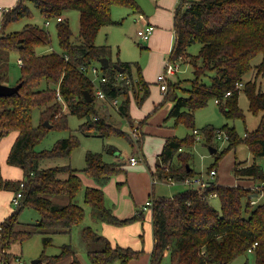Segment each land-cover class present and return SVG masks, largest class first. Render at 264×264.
I'll return each mask as SVG.
<instances>
[{
    "label": "trees",
    "instance_id": "1",
    "mask_svg": "<svg viewBox=\"0 0 264 264\" xmlns=\"http://www.w3.org/2000/svg\"><path fill=\"white\" fill-rule=\"evenodd\" d=\"M30 1L45 18L61 17L56 24L60 50L43 51L51 40L50 35L35 24L0 34V60L8 57L11 51H17L22 60L21 75L16 82L21 81V87L15 93L0 95V140L17 132L7 161L23 169L21 179H5L0 166V189L14 193L24 181L20 188L21 202L0 222V264H15L10 261L17 257L9 250L13 242L27 239L38 231L46 234L43 243L47 246L52 243V233L71 232L74 227L80 228L92 264H112L115 261L128 264L141 250L113 245L109 238L85 223V209L75 201L83 188L79 169L70 163L46 166L41 162L44 158L69 156L80 145L77 136L63 137L50 148L37 149L36 145L51 128H68L70 114L83 119L78 129L86 135H121L131 139L128 132L99 114L94 84L81 66L93 63L101 66L106 76L101 87L109 98H122L120 112L130 119L131 92L138 98V90H142L139 98L142 102L149 95L148 84L139 72L137 62L113 61L110 44L96 43V36L103 25L121 22L113 19V6H124L131 12L141 11V6L137 0ZM69 8L79 10L80 31L76 37L63 17V12ZM26 14H30V6L26 0H19L3 12L0 32L6 23ZM174 31L176 39L171 57L182 55L183 62L191 63V87L188 95H179V82H169L164 99L156 108L165 101H173L169 116L174 117L175 123L183 121L194 130L198 129L194 126L196 109L206 105L211 98H220L219 104L227 118H244L239 106V95L243 90L248 97L249 109L254 113L262 112L260 123L254 131L246 132L245 137L238 134L234 125L225 123L220 127L227 134L228 144L221 152H215L216 159L207 172L217 168L219 158L228 150L245 141L254 160L251 163L235 161L234 174L237 179L264 182V162L258 159L264 158V89L258 81L259 76L264 80V0H180L175 8ZM195 42L200 43V48L193 54L188 48ZM258 54H262V59L253 63ZM104 56L110 59L109 71H105L100 63ZM114 63L123 66L124 70H117ZM133 65H137V78L133 74ZM248 72L252 77L244 81ZM3 80L4 75L0 74V81ZM240 82L242 86L237 85ZM57 87L65 108L57 98ZM85 90L91 92V101L85 100ZM227 91L230 94H226ZM35 108L40 109L38 125L32 120ZM46 120L50 126L45 124ZM216 129L213 125L202 128L210 146L214 145ZM142 137L137 139L139 146ZM196 140L194 132L184 137H168L160 154L161 161L156 163L154 178L171 182L193 178L196 171L191 164V151ZM104 148L115 150V146L109 143H104ZM120 164L106 161L102 152L87 150L85 165L81 168L97 183L84 189V200L90 205L91 216L116 225L141 220L145 216V205L132 216L121 218L106 204L103 187L119 170ZM252 191L242 184H222L215 179L203 188L190 185L172 196L154 195L152 205L146 206L152 210L154 233L150 264H163L166 256L170 264H227L238 255L249 252L254 241L257 244L252 253L256 264H264V200L253 202L257 198L250 195ZM211 193L220 198V209L210 203ZM26 205L40 215L33 229L17 228L19 214ZM66 255L73 256L68 264H84L71 243L63 244L59 254L43 252L37 264H51Z\"/></svg>",
    "mask_w": 264,
    "mask_h": 264
},
{
    "label": "rangeland",
    "instance_id": "2",
    "mask_svg": "<svg viewBox=\"0 0 264 264\" xmlns=\"http://www.w3.org/2000/svg\"><path fill=\"white\" fill-rule=\"evenodd\" d=\"M148 1V0H147ZM26 3L30 6V14H26L21 16L18 19H14L5 24L3 28V32L0 34H9L14 31L22 30L27 24H35L44 29H46L50 35V42L45 47L43 51L48 50H60L58 44L57 37V18H45L40 12L39 8L30 0H26ZM154 0L148 1V8H150L149 4H154ZM1 9V7H0ZM132 12L129 8L124 6H118V8L113 10V17L117 19H121L122 22L120 24H110L102 26L98 34L96 36V43L98 44H110L111 46V58L113 61L121 60V61H138L140 63L141 60L146 62H151L153 59L152 54L148 53V49H146L145 41H143L140 37H138L135 33L138 28V23L136 24L134 21L133 15L128 14ZM79 10L76 8H69L63 12V17L66 18L70 24V27L73 32V37L79 35L80 31V20H79ZM47 20L50 21L47 24ZM2 21L0 20V30L2 27ZM200 43L195 42L189 48V52L195 54L199 51ZM155 53H153L154 55ZM143 58V59H142ZM19 57L17 51H11L4 60H0V74L4 75L3 82L6 84H16L17 80L21 75V66L19 64ZM262 59V54H258L254 57L253 63H258ZM185 64V63H184ZM105 71H109L110 69L105 68ZM138 76V70H136V66L133 65V74ZM255 73V72H254ZM183 87H186V91L183 89L179 90L181 95L189 94L188 89L191 87L190 78L193 77L192 69L189 68L186 73L179 74ZM252 77L251 72H248L243 80H249ZM262 76L258 77L259 85L264 89V80ZM42 85H45L43 82ZM151 93L144 99L143 104L137 102V108L141 109L140 112L143 114H148L145 116L148 120L156 117L157 111L159 107L155 109V105L150 108L146 106L149 105L152 98H155L160 91L155 89L156 84L152 82L151 84ZM242 86V85H241ZM139 94L142 96V90H138ZM133 94V93H132ZM150 97V98H149ZM134 98V97H133ZM132 98V99H133ZM136 101V98H134ZM239 106L243 110L245 117L244 118H227L221 105L215 101V98H211L208 103L204 106H201L196 109L195 117H194V126L198 128L199 132L196 135L198 138L192 148L191 151V164L196 171V176L194 177H209V172H207L208 167L211 163L216 159L215 152H221L224 147L227 146L228 140H219L217 138L214 139V145H216V151L211 152L210 144L206 142L205 133L202 130L203 127L207 125H213L216 128L222 127L225 123L230 125H234L238 134L241 137H245L246 132L254 131L261 120L262 112L254 113L249 109V101L246 93L242 90L239 95ZM100 106V110H101ZM146 110L144 112V110ZM110 120L109 122L118 126L121 129L130 130V125L126 116L122 115L117 109L113 106L110 108ZM100 114V111H99ZM143 116H137V122L142 120ZM144 117V118H145ZM33 124L38 125L40 123V109L35 108L33 110ZM83 121L82 118L75 114H70L68 116V128H51L45 137L36 145L37 149L42 148H50L52 147L59 139L63 137H67L71 134L76 135L80 141V145L72 150L71 154L66 157H49L44 158L41 162L46 166L55 165V164H63L70 163L73 167L78 168V174L81 176L83 180V188L76 195L75 201L81 204L85 209V223L92 224L93 220L90 217V205L84 200V189L87 185L85 182L86 178H89L93 185H97L94 178L88 176L81 168L85 165V154L87 150L98 151L103 153V158L107 161H112L113 157L126 159L127 155L131 154L134 150V147H137L136 140L130 139L121 135H110V136H98V135H86L78 129L79 124ZM160 123V122H159ZM159 123L152 126V132L148 133L152 138L151 148L155 146V143L158 141V134L154 133L156 131ZM142 124V129L145 130V125ZM175 136L184 137L188 134H192L193 127L187 126L186 123L180 121L175 123L173 118H169L165 123ZM217 130V129H216ZM145 134V133H144ZM147 135V134H146ZM104 143H109L118 148L115 152L107 151L104 148ZM143 143V141H142ZM120 150L119 154H116L117 151ZM1 154V153H0ZM138 154V153H137ZM2 159V158H1ZM262 162H264V158H258ZM121 160V159H119ZM254 160V156L249 146L245 141L238 143L235 147L228 150L224 155H222L218 163L216 165L218 170L219 177L226 181L227 184L241 182L242 179H237L233 167L235 161H243L245 163H251ZM1 164V162H0ZM3 169L6 170V161L2 159ZM7 171V170H6ZM119 174V175H118ZM126 174V170H118L112 177V180L116 182L119 177ZM217 179V177L215 178ZM85 180V181H84ZM110 181L107 183L109 184ZM242 185L250 188L255 192V190L251 187L255 182L251 180L242 181ZM190 185H187L183 182H171V181H157L156 182V193L157 195H165L172 196L177 192L184 191L188 189ZM121 189V188H120ZM119 189V190H120ZM1 190V189H0ZM1 190L0 192L4 195L8 192ZM262 193L258 192V195L254 196L257 198V201L264 200V187L261 188ZM10 191V190H7ZM252 191V192H253ZM252 195V194H250ZM263 195V196H262ZM60 197V196H59ZM260 197V198H259ZM56 198V197H55ZM58 201H61L59 198H56ZM210 203L217 209L221 207V200L217 196H211L209 198ZM14 209L15 206H12ZM40 215L36 209L33 207L26 205L22 208L19 214V222L17 224V228L19 229H33L34 224L39 221ZM46 235L41 232H35L31 237L24 240H17L13 242L9 248L12 255H19L26 263H31L34 259H40L43 252L47 255L59 254L62 250V245L65 243H71L75 249V254L84 264H92L87 256V246L80 235V228L74 227L71 232H56L52 233L51 236L53 238L52 243L44 246L43 236ZM72 255H66L59 260L51 263V264H68ZM12 263L13 259L10 260ZM247 261V264H256L255 256L252 252H246L244 254L238 255L233 260L229 261L227 264H243ZM44 263V261L42 262ZM32 264V263H31ZM112 264H119L118 261H115ZM163 264H170V259L168 256L165 257Z\"/></svg>",
    "mask_w": 264,
    "mask_h": 264
},
{
    "label": "crops",
    "instance_id": "3",
    "mask_svg": "<svg viewBox=\"0 0 264 264\" xmlns=\"http://www.w3.org/2000/svg\"><path fill=\"white\" fill-rule=\"evenodd\" d=\"M18 1L19 0H0L1 21L3 17V12L15 6ZM148 1L137 0V2L141 6V11L132 12V14L128 12V14L133 15L135 23L136 24L138 23V28L144 26L146 23H152L155 25V29L151 32L149 39L143 40L146 43L145 45L146 49H148L146 51L152 54L153 59L151 62H146L144 60H141L140 63L138 61H131V62L138 63L140 68L139 72L141 73L144 81L148 84V87L150 89L149 94L151 93L150 84L152 82L156 84L155 89L157 91H160V93H158L155 98H152L150 104L146 105L148 106V108H150L153 103L156 109V105H158L161 101H163L165 96V91H163L160 88V84L157 81V75L164 70L165 62L172 55V51L176 39V34L174 31L175 8L180 2V0H154L155 1L154 4H149L150 8H148ZM118 6L120 5L113 6L112 17H113V10L118 8ZM113 19L121 20L114 17ZM120 23L117 22L110 24H120ZM135 34L138 36L137 31ZM153 53L155 54L153 55ZM184 63L182 65V70L177 72L176 74L171 75L169 80V82H177V81L179 82V87L177 88V93L179 95H181L179 93L180 89H183L184 91H186L187 89L186 87H183L182 79L179 74L186 73L189 68L192 69L191 63L189 62H184ZM135 66L137 70V65ZM135 78H137V71ZM132 93L133 91L131 92L130 95L131 96L130 105H129L130 119L127 118L130 125V130L129 131L125 130V131L129 133L131 139H134L131 136L130 131L134 128H137V126L141 124L139 126V130L141 133L140 138L141 136H143L142 137L143 143L139 146L136 142L137 147H134V150L132 151L131 154L127 155L126 159L120 157L118 158L117 156V157H113L112 161L107 160L108 162H121V164L118 166L119 171L126 170V174L119 177V179L116 182L112 180L114 178L112 177L110 183L106 184L103 187L107 206L111 207L114 213L121 218L132 216L137 209L142 208L145 205L146 201L149 198H153L154 195L155 196L157 195L156 182H154V180H157L154 178L156 163L161 161L160 154L167 138L170 136H175L174 133L168 128L170 126H168L167 128L164 127L166 126L165 125L166 120H168L169 118L174 119L173 116H169V112L174 104L173 101L170 100L165 101L162 105L159 106V109L157 110L159 112L157 113V115H155L156 117L154 118V120L153 118L148 120L145 117L148 114L145 113L143 114L142 112H140L142 108L141 109L137 108V102H140L139 98L141 97V95L139 94L137 98V95L135 93L133 94ZM133 97L136 98V101L134 100ZM118 99L121 102L122 98L118 97ZM143 101L140 102V104L141 103L143 104ZM97 102L102 107L100 110V115L105 116L107 119L110 120L111 119L110 108L112 104L109 103L107 100L98 97H97ZM118 111L120 112V110ZM145 111L146 110H144V112ZM143 115L145 118L143 117L142 120L137 122V116H143ZM143 123L145 125V130L142 129ZM157 123H159V126H157L156 131L153 132L158 134L157 135L158 141L155 143V146L153 147L154 149H152L150 146L152 142V140L150 139L152 137L148 133L152 132L151 127ZM16 135L17 132H11L9 135L4 136L0 140V153H1L0 166H1L2 176L5 179H21L23 177V169L20 166L9 164L7 161L9 151L16 138ZM116 150H118L117 147H115V150L113 152H115ZM119 153L120 150L117 151L116 154ZM131 155H137L140 158L139 161L134 165L129 163V157ZM1 158L3 159V161L4 160L6 161L7 171L3 169ZM216 177L219 183L227 184L226 181H223L219 177L218 170ZM85 180L84 181L87 182L86 186H95L93 185L94 183L91 182L89 178H86ZM242 181L251 182V180L248 179H242ZM241 182L232 183V184L229 183V184L237 185V184H241ZM5 191L8 193L4 195L0 192V222L13 210L11 209L13 208L12 207L13 204L11 202V199L13 197V191L12 190L10 191L5 190ZM251 194H252L251 196L254 197L256 196L255 194L258 195V192H253ZM90 217L93 220L92 224L90 225L98 233L103 234L107 238H109V240L113 245L120 244L122 246H131L134 249L141 250V253L135 258H131L128 264H150V254L154 246L152 210L150 208L145 207V216L143 219L135 220L130 223H126L122 225L111 224L108 222L94 219L91 216V209H90Z\"/></svg>",
    "mask_w": 264,
    "mask_h": 264
},
{
    "label": "built area",
    "instance_id": "4",
    "mask_svg": "<svg viewBox=\"0 0 264 264\" xmlns=\"http://www.w3.org/2000/svg\"><path fill=\"white\" fill-rule=\"evenodd\" d=\"M60 19H61L60 16L57 17V20H60ZM49 23H50V21L47 20V24H49ZM154 29H155L154 24L146 23L144 26L137 29V34L142 40H148L151 32ZM21 63H22V60L20 58L19 64H21ZM183 63L184 62H183V56L182 55H179L178 57H175V58L170 57L167 59V61L165 62L164 70L157 75V81L159 82L160 88L163 91H166L168 89L169 80H170L171 75L176 74L177 72L182 70ZM81 70L86 75H88L90 80L93 82L95 95L98 98L107 100L109 103L112 104V106H114L116 109L120 110L119 99L118 98H114V99L109 98L107 93L105 92V90L100 85L101 82H104L106 80V76L103 73L101 66L97 63H93V64H90L89 66H85V65L81 66ZM237 85L241 86L242 83L241 82L237 83ZM226 94H230V91H227ZM57 98L61 103H63V105H65L64 106V108H65L66 104H65V101H64L62 95L60 94L58 87H57ZM215 101L217 103L221 102L220 98H218V97L215 98ZM193 132L195 133V136H196V135H198L199 130L194 129ZM130 133H131V136L136 140L140 137V134H141L138 126H137V128L132 129L130 131ZM198 137L196 136V139ZM216 138L219 140H222V141L227 140V134L223 129L218 128L216 130ZM139 159L140 158L137 155H131L129 157V163L134 165L139 161ZM216 174H217V169L214 168V169H211L209 171V177H207V178L193 177L190 179H186L185 181H182V182L185 184L192 185L196 188H203L204 186H207V185L211 184L212 182H214V180L216 178ZM157 181H159V180H154V182H157ZM23 185H24V181H22L20 183V188L23 187ZM251 187L255 191H259L262 193L261 188L264 187V182L255 183ZM20 188L16 192L13 193V197L11 199V202H12L13 206H15V207L21 202L22 190ZM210 196H216V193H211ZM152 202H153L152 198L148 199L145 203L146 204L145 207L148 205L149 206L152 205ZM253 202H255V200H253ZM1 229H2V225L0 223V231H1ZM256 244H257V241L252 242V244L248 248V250L250 252H252L254 250ZM13 261L15 264H24L25 263V261L22 258H20L19 255H17V257L13 258Z\"/></svg>",
    "mask_w": 264,
    "mask_h": 264
},
{
    "label": "water",
    "instance_id": "5",
    "mask_svg": "<svg viewBox=\"0 0 264 264\" xmlns=\"http://www.w3.org/2000/svg\"><path fill=\"white\" fill-rule=\"evenodd\" d=\"M100 63H101V65L104 68H107L109 66V64H110L109 57L108 56L101 57L100 58ZM113 65H114V67L117 70H120V71L124 70V67L121 66L120 64L114 63ZM21 85H22L21 81L16 83V84H13V85L6 84V83L0 81V95H8V94L15 93V92H17L19 90ZM84 97H85L86 101H91L93 99V96H92V94H91V92L89 90H85L84 91ZM45 124L49 125V126L51 125L48 120L45 121ZM216 149H217L216 147L210 146L211 152L216 151ZM39 261H40V259L38 258V259L32 260L31 263L32 264H37ZM221 264H225V263H221Z\"/></svg>",
    "mask_w": 264,
    "mask_h": 264
},
{
    "label": "bare ground",
    "instance_id": "6",
    "mask_svg": "<svg viewBox=\"0 0 264 264\" xmlns=\"http://www.w3.org/2000/svg\"><path fill=\"white\" fill-rule=\"evenodd\" d=\"M255 192H257V191H255ZM255 195H257V194H255ZM150 199V198H149ZM146 205V204H145Z\"/></svg>",
    "mask_w": 264,
    "mask_h": 264
}]
</instances>
